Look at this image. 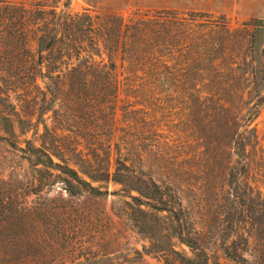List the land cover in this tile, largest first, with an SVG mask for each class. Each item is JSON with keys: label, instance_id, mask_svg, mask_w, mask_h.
<instances>
[{"label": "trees", "instance_id": "16d2710c", "mask_svg": "<svg viewBox=\"0 0 264 264\" xmlns=\"http://www.w3.org/2000/svg\"><path fill=\"white\" fill-rule=\"evenodd\" d=\"M126 2L137 7L128 19L111 13L97 22L86 12L59 13L58 5L30 9L0 0V103L13 104L12 90L4 85L19 76L28 91L35 88L43 94L38 120L52 111L61 124L44 121L41 144L28 141V147L20 149L36 167L58 171L70 195L119 193L94 182L123 185L131 198L130 218L150 240L144 252H137L140 260L154 255L166 264H210L208 246L193 228L178 184L181 133L188 128L200 134L201 129L197 138L205 149L206 168L226 178L218 193L225 198V228L234 238L223 252L233 261L259 264L264 253H250V247L256 236L264 240V195L250 179L253 174L264 177V146L251 125L264 104V74L261 64L252 63L253 57L236 66L237 46L247 36L253 44L255 31L234 28L224 14ZM31 24L38 34L36 51L30 46ZM86 85L88 95L81 92ZM246 86H252L257 103L243 114L238 104L245 101ZM81 99L89 107L85 148L71 144L66 133L71 130L63 126L62 106ZM2 118L5 130L14 133L11 118ZM167 122L176 128L167 130ZM0 140L17 146L6 136ZM143 205L152 211L146 212ZM162 212L172 222L170 233L162 228ZM39 214L38 207L16 208L14 217H27L28 226L39 231ZM173 237L194 256L177 250ZM56 259L42 252H8L0 255V264H53Z\"/></svg>", "mask_w": 264, "mask_h": 264}, {"label": "rangeland", "instance_id": "374dc122", "mask_svg": "<svg viewBox=\"0 0 264 264\" xmlns=\"http://www.w3.org/2000/svg\"><path fill=\"white\" fill-rule=\"evenodd\" d=\"M30 9H51L58 5L57 11L63 13H90L100 22L111 13L128 19L136 6L125 5L126 0H13ZM128 1V0H127ZM137 5L153 8L170 7L179 10H202L215 15L224 14L231 25L238 29H247L249 33L255 31L254 43L251 37L242 39L236 49V66L243 63L246 57L257 66H262L264 74V0H131ZM132 3V4H133ZM142 7V9H144ZM260 27V28H259ZM30 46L33 51L37 48L36 25H30ZM86 40V37H83ZM24 58V52H20ZM104 60L107 55L103 54ZM97 60L100 58L97 57ZM254 61V62H253ZM75 62V61H73ZM120 60L118 63L120 64ZM39 84L44 87L42 79ZM239 86V85H238ZM11 91L10 102L12 105L0 103V136H6L17 146L5 140H0V255L8 252H27L38 254L40 252L53 254L57 259L53 264H166L154 255H144L140 260L137 252H144V247L150 245V240L135 227L130 218L131 198L123 190V185L115 182H94L109 191L117 194L95 196L84 192L79 195H70L65 189V184L59 172L46 170L43 166L36 167L31 163L26 149L28 141L41 144V134L44 131V121L49 125L60 124L59 119L53 117V112L48 111L43 118L38 120V107L43 106V94L37 89L28 91L27 84L19 76L5 84ZM240 87V86H239ZM246 86L245 101L236 104L243 107V114H248L256 106L257 97ZM81 92L89 94L86 85ZM252 92V93H251ZM264 94V89L261 90ZM251 94V95H250ZM35 96V98H34ZM39 96V97H36ZM51 95L47 94L49 101ZM249 101V102H248ZM63 104V103H62ZM59 103H56V108ZM64 110L63 126L70 129L71 144L85 148L89 144V107L81 99L79 103H66ZM258 117L252 122L259 133V139L264 146V104L258 108ZM2 114L13 121L14 133L5 130L7 127ZM61 119V118H60ZM170 119V118H168ZM169 121V120H168ZM166 129L174 130V123L167 122ZM61 126V124H60ZM174 127V128H173ZM192 133L186 128L181 133V168L179 170L178 184L182 189L184 206L187 207L192 220L193 228L201 232V236L208 246L211 254V263L216 261L222 264H245L242 259L233 261L223 252L224 246L231 244L234 236L225 228V215L227 208L225 198L218 193L220 184L226 178L206 168V154L203 152L200 140L201 129ZM174 133V132H173ZM167 131H165V135ZM167 136V135H166ZM176 139L175 134H171ZM181 136L179 135V138ZM214 139V137L212 138ZM217 141V139H215ZM215 145H219L214 142ZM216 151V147L212 148ZM71 163H73L71 161ZM40 168V169H39ZM251 182L257 185L264 195V177L253 174ZM157 176V175H156ZM165 178V177H164ZM169 178V177H168ZM167 179V178H165ZM90 180V179H89ZM39 208L38 215L41 229L34 230L28 226L29 219L15 220L16 208ZM146 212L152 208L143 205ZM19 210V209H17ZM139 214V212H138ZM162 217V228L171 232L172 222L166 218L167 213H159ZM16 227H15V222ZM20 222V223H19ZM27 223V224H26ZM14 224V225H13ZM250 227V225H248ZM255 229H253L254 231ZM250 247V253H264V240L256 236ZM23 240V244L21 243ZM40 241L36 244L35 241ZM42 241H46L43 243ZM18 243V244H16ZM172 243L180 252L194 256L193 251L185 244L173 237ZM236 245L241 244L237 241ZM262 255V254H261ZM264 259V256H262ZM259 264H264V261Z\"/></svg>", "mask_w": 264, "mask_h": 264}]
</instances>
